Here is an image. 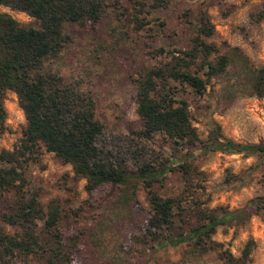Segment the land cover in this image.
Instances as JSON below:
<instances>
[{
  "label": "rangeland",
  "instance_id": "rangeland-1",
  "mask_svg": "<svg viewBox=\"0 0 264 264\" xmlns=\"http://www.w3.org/2000/svg\"><path fill=\"white\" fill-rule=\"evenodd\" d=\"M154 1L136 6L132 0H101L99 21L64 24L70 42L43 66L92 98L93 117L102 125L96 145L111 161L117 160L128 173H136L144 163L153 169L165 167L152 190L162 197H181L184 231L193 226V205L220 209L224 224L199 251L188 243L155 245L143 231L150 213L149 194L137 177L123 185L102 184L87 193L84 180L41 146L25 154L20 167L23 184L15 182L18 189L0 194V213L12 212L19 201L30 198L42 211L55 201L57 229L73 244L72 264H224L221 255L228 252L238 258L246 245L250 264H264V206L253 205L264 199V156L211 152L201 146L215 126L235 143L264 146V95L236 94L227 101L222 77L199 74L206 83L201 96L170 81L171 91L187 105L196 135L195 145L186 147L171 145L157 133L149 140L135 138L142 123L135 114L133 83L143 71L188 49L202 17L212 26V35L204 41L219 55L236 48L253 67L264 68V18L255 20L264 13V0H160L163 5L158 8ZM0 12L25 27L37 26L24 13L1 6ZM2 106L0 151H11L25 121L12 92L4 93ZM179 165L190 170L185 185ZM7 167L0 162V169ZM0 226L8 235L20 233L17 226L1 222ZM173 226L178 232L181 218H175ZM41 228L42 222L36 221L33 229ZM23 263L21 258L15 262Z\"/></svg>",
  "mask_w": 264,
  "mask_h": 264
},
{
  "label": "trees",
  "instance_id": "trees-1",
  "mask_svg": "<svg viewBox=\"0 0 264 264\" xmlns=\"http://www.w3.org/2000/svg\"><path fill=\"white\" fill-rule=\"evenodd\" d=\"M132 1L136 6H143L146 0ZM154 3V8L163 5L160 0ZM0 6L24 13L37 23L36 27H25L0 12V134L4 131L2 100L6 91L15 95L25 121L18 145L11 151H0V162L8 165L0 169V194L18 189L15 182L23 184L20 167L27 158L25 154L41 146L68 165L74 176L84 180L87 193L102 184L123 185L129 177H137L149 194L150 213L143 231L151 242L155 245L188 243L193 249L201 250L215 228L224 224V218L218 214L220 209L193 205V226L184 231L186 222L182 217L186 212L182 209L181 197H162L152 190L165 173V167L153 169L144 163L137 167L136 173H128L117 160L111 161L96 145L102 125L93 117L92 98L43 66L70 42L63 30L64 24L83 26L99 21L101 0H0ZM263 18L264 13L255 20ZM195 30L188 49L177 51L178 55L173 53L168 63L143 71L133 81L135 114L142 123L141 131L135 134L137 140H149L157 133L171 145H195L196 135L189 123L187 105L171 91L170 81L201 96L206 83L199 74L207 79L222 77L227 101L244 93L263 97L264 68L253 67L236 48L219 55L215 47L204 41L212 35V26L205 17ZM211 54L213 57L209 59ZM201 146L211 152L264 156V146L235 143L220 135L217 126ZM177 168L184 185L187 184L189 168L186 165ZM253 205L263 207L264 199H257ZM58 217L55 201H49L42 211L34 198L19 201L12 212L0 213L1 223L20 228V233L11 236L0 226V264H15L20 258L23 264H72L73 244L57 229ZM175 218H181V227L176 233L173 231ZM36 221L42 222L38 231L33 229ZM249 252L246 245L240 257L233 258L226 252L221 260L224 264H250Z\"/></svg>",
  "mask_w": 264,
  "mask_h": 264
}]
</instances>
